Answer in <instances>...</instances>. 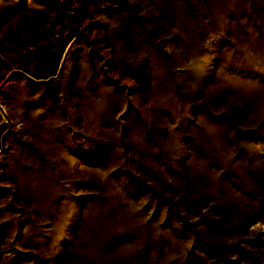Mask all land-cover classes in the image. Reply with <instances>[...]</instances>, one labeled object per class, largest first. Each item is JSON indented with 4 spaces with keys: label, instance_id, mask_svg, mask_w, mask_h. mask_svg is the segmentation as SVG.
I'll list each match as a JSON object with an SVG mask.
<instances>
[{
    "label": "rangeland",
    "instance_id": "374dc122",
    "mask_svg": "<svg viewBox=\"0 0 264 264\" xmlns=\"http://www.w3.org/2000/svg\"><path fill=\"white\" fill-rule=\"evenodd\" d=\"M0 264H264V0H0Z\"/></svg>",
    "mask_w": 264,
    "mask_h": 264
},
{
    "label": "water",
    "instance_id": "95a60500",
    "mask_svg": "<svg viewBox=\"0 0 264 264\" xmlns=\"http://www.w3.org/2000/svg\"><path fill=\"white\" fill-rule=\"evenodd\" d=\"M21 72H23V71H21ZM25 75H27L28 77H30V78H32V79H34V80H37V81H39V80H48V78H45V79H35V78H33V77H31L30 75H28L27 73H25V72H23ZM56 76V75H55ZM54 77V76H53Z\"/></svg>",
    "mask_w": 264,
    "mask_h": 264
}]
</instances>
